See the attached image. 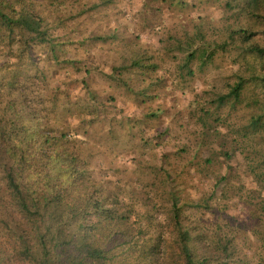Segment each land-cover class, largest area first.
I'll return each mask as SVG.
<instances>
[{"label":"rangeland","instance_id":"1","mask_svg":"<svg viewBox=\"0 0 264 264\" xmlns=\"http://www.w3.org/2000/svg\"><path fill=\"white\" fill-rule=\"evenodd\" d=\"M37 1L64 17V23L55 29L53 36L65 43L59 49L61 60L72 59L78 63H57L49 47L34 46L30 56L41 70L47 71L50 79L45 89L46 82L39 78L27 83L30 106L38 110L40 122L46 127L52 124L55 130L65 133L67 149L80 154L91 167L101 169L99 179L113 180L126 192L133 189L140 205L143 199L147 201L143 178L137 177L151 179L148 175L151 170H142L136 160L145 155L152 158L155 148L149 144L144 146L140 136L142 121L163 132L164 144L160 150L172 149L173 145L186 147V163L197 149L195 141L206 139L203 127L206 121L221 132L216 138L217 144L236 146L232 160L228 162L219 155L206 176L199 178L195 166L189 169L194 178L188 181L179 173H172L173 178L165 184L167 197L154 200L160 209L154 214L156 220L165 227L161 228L164 247L158 255L159 262L153 263L181 262L172 241L175 234L168 211L174 201L181 207L185 225L210 230L217 223L238 227L244 222L251 228L245 242V262L231 261L230 264H246L248 260L251 264H264V249L260 247L264 237L253 235L249 197L244 196L238 202L234 196L226 210L227 219L217 208L214 212L205 207L196 208V203L202 204L204 197L214 191L221 196L227 182L233 185L236 178L243 176L248 163L243 150L249 149L248 160L254 156L255 149L264 154V127L253 126V118L264 114V59L247 52L241 31L248 29L252 33L251 43L264 45V17L250 15L240 6V0L233 5L232 0ZM254 11L264 14V4L260 11ZM177 39L193 44L179 48ZM128 47L138 49V55L142 54L148 63L142 71L135 68L131 73L126 72L129 68L122 64L127 61L123 55L134 54ZM203 49L211 57L203 56ZM192 52L189 66L184 65L186 55ZM13 61L14 58L0 50V65ZM85 66L88 67L85 69ZM131 75L132 88L122 82ZM240 81H243L242 91L240 97H235L230 90ZM146 85L151 88L148 91L152 100L137 93ZM56 92L54 99L51 94ZM245 132L247 139L243 136ZM224 174L227 176L222 181ZM243 180L246 188L257 187L251 176ZM127 195L122 194V200L130 201ZM163 198L165 203L160 200ZM138 211L147 215L143 205ZM144 219L139 222L141 226L146 223ZM157 234L158 230L152 232L154 238Z\"/></svg>","mask_w":264,"mask_h":264},{"label":"trees","instance_id":"2","mask_svg":"<svg viewBox=\"0 0 264 264\" xmlns=\"http://www.w3.org/2000/svg\"><path fill=\"white\" fill-rule=\"evenodd\" d=\"M235 1L238 0H232L231 5ZM240 1L239 5L250 15L264 17L254 11L263 8L264 0ZM53 10L37 0H0V47L3 46L0 50L15 59L0 65V264H131L133 261L155 264L153 261L159 262L158 255L164 247L161 228L165 225L156 220L154 214L160 209L154 200L167 197L165 184L173 178L172 173H179L188 181L194 178L189 169L195 166L199 178L206 176L219 155L230 162L236 146L228 148L224 143L217 144L216 138L221 132L212 122L206 121L203 127L207 140L195 141L197 149L186 163V147L173 145L172 149L160 150L164 144L163 132L155 131L142 121L140 136L144 146L149 144L155 150L152 158L145 155L136 160L142 170H151L148 175L152 176L151 179L137 177L138 180L143 178V189L147 188V201L142 200L147 215L140 214L138 207L142 205L135 200L136 191L126 192L113 180L99 179L101 169L91 167L80 154L68 150L65 133L55 130L52 124L46 127L40 122L38 110L30 106L27 83L39 78L46 82L45 89L50 79L47 71L41 70L30 56L31 49L37 45L47 46L52 59L57 63L62 61L59 49L65 43L54 37L53 32L64 23V17ZM241 31L247 52L264 59V45L251 43L252 33L248 29ZM176 42L184 49L193 44L190 41L186 44L183 39ZM128 49L134 54L123 55L127 61L122 64L129 68L126 72L131 73L135 68L142 71L148 66L142 54L138 55V49ZM202 55L211 57L206 49ZM192 56L193 52L186 55L184 65L189 66ZM62 62L78 63L65 58ZM77 68L82 70V67ZM131 77L122 79L130 88ZM149 85L137 93L149 96ZM242 86L243 81H240L232 87L231 94L240 97ZM51 96L55 99L57 92ZM84 118L82 115V120ZM260 125L264 127V114L253 118V126L258 129ZM243 136L248 137L246 132ZM252 152L254 156L250 160L246 157L249 149L242 152L244 160L248 161L243 176L236 178L233 185L227 182L221 196L214 191L204 197L203 205L197 202L196 208L205 207L213 212L217 208L227 219L226 210L231 199L236 196L239 202L247 196L254 223L252 232L261 238L264 237V229H260L264 226V154L259 149ZM226 176L221 177L222 181ZM248 176L254 179L256 188H246L243 179ZM124 193L130 201L122 200ZM164 198L160 199L163 203ZM168 209L175 234L172 241L181 259L179 264L245 262V242L251 228L244 222L238 227L217 223L208 230L185 225L181 207L176 202L172 201ZM143 218L146 223L141 226L139 222ZM156 230L159 234L154 238L152 232ZM260 247L264 249V239ZM246 264L251 262L248 260Z\"/></svg>","mask_w":264,"mask_h":264}]
</instances>
